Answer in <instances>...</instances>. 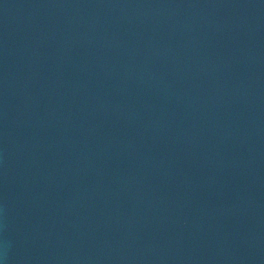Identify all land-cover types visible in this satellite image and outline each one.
Wrapping results in <instances>:
<instances>
[{
    "label": "water",
    "instance_id": "1",
    "mask_svg": "<svg viewBox=\"0 0 264 264\" xmlns=\"http://www.w3.org/2000/svg\"><path fill=\"white\" fill-rule=\"evenodd\" d=\"M0 264H264V30L0 69Z\"/></svg>",
    "mask_w": 264,
    "mask_h": 264
}]
</instances>
